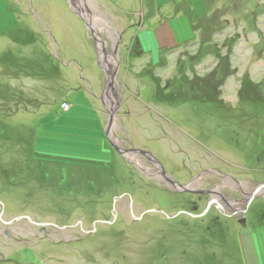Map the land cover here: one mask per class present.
Instances as JSON below:
<instances>
[{
    "label": "rangeland",
    "instance_id": "rangeland-1",
    "mask_svg": "<svg viewBox=\"0 0 264 264\" xmlns=\"http://www.w3.org/2000/svg\"><path fill=\"white\" fill-rule=\"evenodd\" d=\"M0 264H264V0H0Z\"/></svg>",
    "mask_w": 264,
    "mask_h": 264
},
{
    "label": "flooded vegetation",
    "instance_id": "flooded-vegetation-1",
    "mask_svg": "<svg viewBox=\"0 0 264 264\" xmlns=\"http://www.w3.org/2000/svg\"><path fill=\"white\" fill-rule=\"evenodd\" d=\"M108 41L110 42L109 44L111 46H113V42L114 41L113 40H108ZM92 42H94V41H92ZM110 47L107 44V48L109 50H111V48H112V47L111 48ZM129 161L132 162L131 164L135 167L134 168L135 170H141L142 169V171L144 172V174L147 175V176H151V173H154L155 174V172L157 171L156 166L150 160H148L147 157H143V158H140L139 157V158H135L134 160H129ZM156 173H158V172H156Z\"/></svg>",
    "mask_w": 264,
    "mask_h": 264
},
{
    "label": "trees",
    "instance_id": "trees-1",
    "mask_svg": "<svg viewBox=\"0 0 264 264\" xmlns=\"http://www.w3.org/2000/svg\"><path fill=\"white\" fill-rule=\"evenodd\" d=\"M68 103V102H67Z\"/></svg>",
    "mask_w": 264,
    "mask_h": 264
}]
</instances>
